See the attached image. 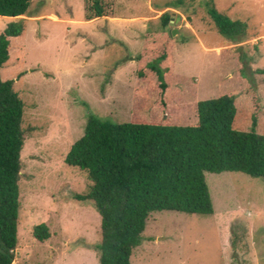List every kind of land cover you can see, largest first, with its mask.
<instances>
[{
	"label": "rangeland",
	"instance_id": "obj_1",
	"mask_svg": "<svg viewBox=\"0 0 264 264\" xmlns=\"http://www.w3.org/2000/svg\"><path fill=\"white\" fill-rule=\"evenodd\" d=\"M208 2L229 20L242 22L245 37L232 42L218 34ZM99 3L104 16L89 22L86 10L93 0H29L25 16L0 17V34L10 23L24 26L22 35L11 40L0 72L1 80L14 81L24 104L13 264H98L100 216L91 202L74 199L88 193L90 181L64 159L83 135L89 115L129 122L139 100L134 96L136 57L147 33L163 30L174 41L170 123L194 122L196 103L221 95L245 103L244 78L259 96L257 131L264 134V75L258 73L264 70V0ZM165 12L170 22L162 28L159 18ZM146 94L143 102L149 104L139 106H151L160 115L158 91ZM204 176L213 215L151 213L131 264H264L263 182L238 172ZM38 225L50 233L42 243L32 235Z\"/></svg>",
	"mask_w": 264,
	"mask_h": 264
},
{
	"label": "trees",
	"instance_id": "obj_2",
	"mask_svg": "<svg viewBox=\"0 0 264 264\" xmlns=\"http://www.w3.org/2000/svg\"><path fill=\"white\" fill-rule=\"evenodd\" d=\"M28 6L29 0H0V17H23ZM207 7L218 34L232 42L245 37L242 22L226 18L212 2ZM102 16L99 0H93L85 21ZM159 20L162 28L168 26L169 13ZM23 32L22 21H18L0 34V72L9 59L11 40ZM173 42L171 33L163 30L146 34L136 57L139 86L134 88V96L139 100L129 122L115 124L89 115L83 135L64 159L68 167L85 172L90 181L88 193L74 199L91 202L100 216L98 264H131L153 212L213 215L206 172L243 173L264 184V134L257 131L261 105L246 79L241 78L245 103L237 96L221 95L197 102L194 122L170 123L168 97L175 86L171 82ZM258 73L264 75V70ZM13 84L0 77V264H13L17 248L24 104ZM149 89L159 93L155 104L160 115L152 113L151 106H139L149 104L143 102ZM32 235L40 243L50 238L45 225L35 226Z\"/></svg>",
	"mask_w": 264,
	"mask_h": 264
},
{
	"label": "water",
	"instance_id": "obj_3",
	"mask_svg": "<svg viewBox=\"0 0 264 264\" xmlns=\"http://www.w3.org/2000/svg\"><path fill=\"white\" fill-rule=\"evenodd\" d=\"M172 21H173V19H171V23H172ZM176 34V32L175 31H173L172 32V35H175Z\"/></svg>",
	"mask_w": 264,
	"mask_h": 264
}]
</instances>
